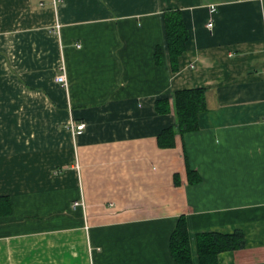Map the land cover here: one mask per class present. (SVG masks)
Returning a JSON list of instances; mask_svg holds the SVG:
<instances>
[{"label": "crops", "instance_id": "0c3cea01", "mask_svg": "<svg viewBox=\"0 0 264 264\" xmlns=\"http://www.w3.org/2000/svg\"><path fill=\"white\" fill-rule=\"evenodd\" d=\"M192 88L197 131L159 147L154 103ZM0 197V264H176L181 215L193 264L196 234L236 230L217 264H264V0H0Z\"/></svg>", "mask_w": 264, "mask_h": 264}, {"label": "trees", "instance_id": "16d2710c", "mask_svg": "<svg viewBox=\"0 0 264 264\" xmlns=\"http://www.w3.org/2000/svg\"><path fill=\"white\" fill-rule=\"evenodd\" d=\"M166 50L171 70H178V59L186 50L188 30L179 11H166L162 15ZM161 47L155 48L154 59L160 62ZM206 90L192 88L175 91L171 98L160 99L154 103V110L159 115L173 113L174 125L163 129L157 136L158 146L170 148L174 145L176 135L183 136L197 131L198 114L206 110ZM189 184L199 181L198 175L188 169ZM177 183V180H176ZM9 214L10 202L6 197H0V213ZM198 264H217V256L221 252L234 251L244 246V236L239 230L231 234L199 233L195 236ZM170 255L176 264H193L191 258L189 235L185 216L181 215L169 239Z\"/></svg>", "mask_w": 264, "mask_h": 264}, {"label": "built area", "instance_id": "2783aa9c", "mask_svg": "<svg viewBox=\"0 0 264 264\" xmlns=\"http://www.w3.org/2000/svg\"><path fill=\"white\" fill-rule=\"evenodd\" d=\"M210 9H212V11H214L215 8H214V6H210ZM212 25H213V20L211 19V20L208 21L206 27L208 29H211L212 28ZM59 27H60V25L59 24H56L55 25V30L58 31L59 30ZM60 70L62 71V68H60ZM55 81L58 84H60L61 86L64 85V84L66 85V83H67L66 80H65V78H64V75L62 73L56 75ZM83 129H84V124H79V125L77 124V126H76V134H79ZM73 205L74 206H81V207H83L84 206V203L83 202H74Z\"/></svg>", "mask_w": 264, "mask_h": 264}, {"label": "rangeland", "instance_id": "374dc122", "mask_svg": "<svg viewBox=\"0 0 264 264\" xmlns=\"http://www.w3.org/2000/svg\"><path fill=\"white\" fill-rule=\"evenodd\" d=\"M214 11H215V9H214ZM214 11H212V9H210V7H209V13H210V18L208 19V21L209 20H211V18H212V14L214 13ZM213 20V19H212ZM208 21H207V23H208ZM207 25V24H206ZM56 32H57V30H56ZM55 32V33H56ZM74 206V205H73Z\"/></svg>", "mask_w": 264, "mask_h": 264}]
</instances>
